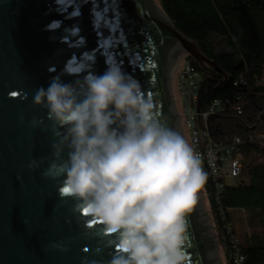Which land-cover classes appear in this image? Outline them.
<instances>
[{"label":"water","instance_id":"1","mask_svg":"<svg viewBox=\"0 0 264 264\" xmlns=\"http://www.w3.org/2000/svg\"><path fill=\"white\" fill-rule=\"evenodd\" d=\"M189 52L223 70L159 0H0V264H109L121 254L119 235L43 175L65 129L33 102L36 90L53 77L80 87L119 66L187 139L176 67ZM186 222L188 264H222L201 192Z\"/></svg>","mask_w":264,"mask_h":264},{"label":"clouds","instance_id":"2","mask_svg":"<svg viewBox=\"0 0 264 264\" xmlns=\"http://www.w3.org/2000/svg\"><path fill=\"white\" fill-rule=\"evenodd\" d=\"M33 102L65 129L43 175L119 235L121 254L109 264H188L186 215L207 173L140 83L113 65L80 87L53 77Z\"/></svg>","mask_w":264,"mask_h":264},{"label":"trees","instance_id":"3","mask_svg":"<svg viewBox=\"0 0 264 264\" xmlns=\"http://www.w3.org/2000/svg\"><path fill=\"white\" fill-rule=\"evenodd\" d=\"M161 2L179 30L197 40L223 68L205 67L189 57L203 74L200 109H209L216 100L222 102V111L209 121L212 135L223 141L233 136L244 140L242 174L236 182L225 184L220 203L213 197L215 187L209 178L206 184L229 252L238 250L242 264H264V158L260 159L264 142L258 134H264V0ZM227 55L234 57L233 67L226 63ZM238 208L249 211L254 230L239 234L241 241L235 244L234 233L226 225L236 221L234 210ZM231 264L238 263L233 258Z\"/></svg>","mask_w":264,"mask_h":264},{"label":"built area","instance_id":"4","mask_svg":"<svg viewBox=\"0 0 264 264\" xmlns=\"http://www.w3.org/2000/svg\"><path fill=\"white\" fill-rule=\"evenodd\" d=\"M183 80L187 78L188 82L182 81V92L184 93L185 118L190 128V144L201 157L202 166L207 173L208 178L215 187L213 197L221 202L223 188L229 179L240 178L243 170V152L240 149L244 142L242 137L233 136L228 141L216 139L211 132L210 118L214 113L222 111V102L216 100L209 109L201 110L198 104L200 87L203 80L202 72L195 67L190 59L186 64L184 72H181ZM237 109L240 111L241 106ZM264 137V134L262 135ZM224 214L223 206H220ZM237 260L242 263L243 255L238 254Z\"/></svg>","mask_w":264,"mask_h":264},{"label":"rangeland","instance_id":"5","mask_svg":"<svg viewBox=\"0 0 264 264\" xmlns=\"http://www.w3.org/2000/svg\"><path fill=\"white\" fill-rule=\"evenodd\" d=\"M159 1L162 4L161 0H159ZM190 56H192V54H187L185 57H183L180 61L179 66L176 68L177 86H178V92H179V96H180V103H181V108H182L183 114L185 113V110H184L185 104L182 101V98L180 95L182 92L181 91L182 90L181 83H182V81L188 82L189 78L186 77V79L183 80V76L181 75V72H184V70L186 68V64L188 63ZM225 59H226V63L229 66L233 67L234 57L231 55H227L225 57ZM183 117H184V122H187L185 115ZM185 127H186V130L188 133L186 140L190 144V138H189L190 128L188 126V123H185ZM258 134H259V137H261L263 139V142H264V137L262 136L263 134H261V133H258ZM263 158H264L263 156H260V159H263ZM238 180H239V178H238ZM236 181H237L236 178L235 179H232V178L229 179V182H236ZM201 193L203 196L204 203H205L207 210L209 212V215H210L211 223L213 225V230L216 234V237H217V240L219 243V248H220V252H221V256H222V259L224 261V264H231V262L233 263V258L236 260V257L239 254V251L237 250L235 252H229L230 248L227 244V241L225 240L226 236H225L224 232L222 231V227L219 224V221L217 219V215H216L215 207H214V202L212 200L209 188H207L206 183H205L203 189L201 190ZM234 214L236 217V221L232 220L231 224L227 223L226 226L229 227V232L234 233L233 234V236H234L233 242H235V244H236V243H239L241 241V237L239 234H243L246 231L248 233L249 232L251 233L254 230V226L251 224L252 219L250 217L251 215H250L248 210H246L244 208H241V209L238 208V209L234 210ZM237 229H238V231H237Z\"/></svg>","mask_w":264,"mask_h":264},{"label":"bare ground","instance_id":"6","mask_svg":"<svg viewBox=\"0 0 264 264\" xmlns=\"http://www.w3.org/2000/svg\"><path fill=\"white\" fill-rule=\"evenodd\" d=\"M174 21V20H173ZM175 23V22H174ZM177 26V25H176ZM178 28V27H177ZM179 29V28H178ZM192 49L193 50H195V51H199L200 49H199V47L196 45V42L194 41V40H192ZM187 54H191V52H189V53H187ZM186 54V55H187ZM185 55V56H186ZM184 56V57H185ZM183 58V57H182ZM182 58H180L179 60H178V62H177V67L179 66V64H180V61H181V59ZM176 67V68H177ZM181 95V98H182V101L184 102V93H181L180 94ZM201 192V191H200ZM202 194V193H201ZM203 197V196H202ZM204 201V200H203ZM205 204V203H204ZM205 208H206V212H207V215H208V218H209V221H210V224H211V227H212V229H213V225H212V223H211V219H210V215H209V212H208V210H207V207H206V205H205ZM213 233H214V237H215V240H216V244H217V248H218V251H219V255H220V258H221V262H222V264H224V261H223V259H222V256H221V252H220V248H219V243H218V240H217V237H216V234H215V232H214V230H213ZM238 264H242V263H240V261L239 260H235Z\"/></svg>","mask_w":264,"mask_h":264},{"label":"snow or ice","instance_id":"7","mask_svg":"<svg viewBox=\"0 0 264 264\" xmlns=\"http://www.w3.org/2000/svg\"><path fill=\"white\" fill-rule=\"evenodd\" d=\"M87 211V210H86Z\"/></svg>","mask_w":264,"mask_h":264}]
</instances>
